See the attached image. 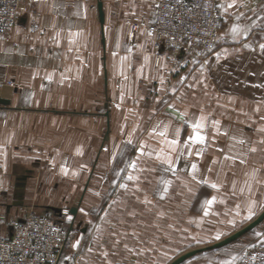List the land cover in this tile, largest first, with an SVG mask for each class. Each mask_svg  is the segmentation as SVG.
I'll use <instances>...</instances> for the list:
<instances>
[{
	"label": "crops",
	"instance_id": "0c3cea01",
	"mask_svg": "<svg viewBox=\"0 0 264 264\" xmlns=\"http://www.w3.org/2000/svg\"><path fill=\"white\" fill-rule=\"evenodd\" d=\"M158 1L27 0L0 35L1 234L52 210L71 217L63 264H151L264 210V0H219L215 50L156 63ZM247 233L264 244V220Z\"/></svg>",
	"mask_w": 264,
	"mask_h": 264
},
{
	"label": "built area",
	"instance_id": "2783aa9c",
	"mask_svg": "<svg viewBox=\"0 0 264 264\" xmlns=\"http://www.w3.org/2000/svg\"><path fill=\"white\" fill-rule=\"evenodd\" d=\"M27 0H0V35L18 22ZM223 15L219 0H159L150 25L156 63L162 48L171 54L211 52L218 43ZM137 24H133L134 34ZM11 82H9L10 84ZM69 232L50 214L31 213L17 220L11 233H0V264H58ZM235 264H264V245L244 248Z\"/></svg>",
	"mask_w": 264,
	"mask_h": 264
},
{
	"label": "rangeland",
	"instance_id": "374dc122",
	"mask_svg": "<svg viewBox=\"0 0 264 264\" xmlns=\"http://www.w3.org/2000/svg\"><path fill=\"white\" fill-rule=\"evenodd\" d=\"M223 23V22H222ZM194 53V51H192ZM9 82H11L10 84H13V81L11 80H7L6 83L9 84ZM133 153V150H128L126 152V155L129 156L130 154ZM145 172L146 173H143V179H146V183H143L142 187H143V190L145 189V186L146 187H150V185H155L156 184V188L155 190H161L162 187H163V178L165 177V175L167 173H169L165 168L163 167H157L155 169V167H146L145 168ZM128 173V172H127ZM126 173V176H125V184L123 183L122 185H125L126 187L128 186V182H129V177H130V174H132V172H129L128 174ZM160 175V176H159ZM150 178L152 180H157V183H154L152 184V182H150ZM124 186V187H125ZM113 189V190H116V189H120L119 188H116V187H110V190ZM35 213V212H33ZM36 214H41V213H36ZM44 214V213H42ZM46 214H50L51 216L55 217L59 222L62 223V225L68 229L69 225H70V215L69 214H64L62 215V217H60L59 215H57L54 211H46ZM29 215V214H28ZM249 220V218H248ZM247 220V221H248ZM246 223V222H245ZM246 225V224H245ZM68 232H69V235H68V238H67V241L65 243V245L63 246L62 248V251H61V257H60V260H59V263L58 264H63L62 261H63V252L67 246V244L69 243V240L71 238V235H70V231L68 229ZM230 231L228 232H224L222 233L220 236L218 235L217 237H212L211 235H205V238L204 237H192L190 235V239L189 240H185L184 242H182V244L180 246H175L173 247V253L168 256L167 260L165 262H162V261H158L157 263H151V264H168L170 263L173 259H175L177 256H179L180 254L188 251V250H191V249H194V248H198V247H203V246H206V245H210L212 243H214L215 241H218L219 239H222V237H224L225 235L229 234ZM175 236H176V233H175ZM226 237V236H225ZM177 239L174 240V243L178 242L176 241ZM252 244H261V245H264L263 243L261 242H255V241H250L249 240V233L245 234L244 236H242L241 238L223 246V247H219V248H214V249H208V250H204V251H201L197 254H195L194 256L192 257H189L187 258L185 261H183L182 263L184 262H187L188 260H193L195 258H201V257H217L219 258V260L221 262H228V261H231L232 260V264H235V262L239 259V256L242 252V250L244 248H246L247 246H250ZM181 263V264H182Z\"/></svg>",
	"mask_w": 264,
	"mask_h": 264
},
{
	"label": "water",
	"instance_id": "95a60500",
	"mask_svg": "<svg viewBox=\"0 0 264 264\" xmlns=\"http://www.w3.org/2000/svg\"><path fill=\"white\" fill-rule=\"evenodd\" d=\"M99 11H100V19H101V22L103 24V22H104V11H103V5H102L101 1H99ZM4 101L5 100L0 98V102H4ZM53 208L56 211H58V212L61 211V208H58V207H53ZM72 211L74 212L75 208L72 209ZM263 220H264V210L256 218H254L252 221H250L249 223H247L246 225H244L240 229L234 231L233 233L227 235L223 239L218 240V241H216V242H214V243H212L210 245H206V246H203V247H198V248H194V249L188 250V251L180 254L179 256H177L175 259H173L168 264H181L187 258L192 257V256H194L195 254H197V253H199L201 251L208 250V249L219 248L221 246L229 244V243L233 242L234 240L238 239L239 237H241L243 234L248 232L250 229L255 227L257 224H259Z\"/></svg>",
	"mask_w": 264,
	"mask_h": 264
},
{
	"label": "snow or ice",
	"instance_id": "6c2138e0",
	"mask_svg": "<svg viewBox=\"0 0 264 264\" xmlns=\"http://www.w3.org/2000/svg\"><path fill=\"white\" fill-rule=\"evenodd\" d=\"M232 6H233L232 4H228L227 5V7H232ZM233 31L235 32V31H237V29L234 28ZM261 47L264 48V45H261ZM193 127L198 130L201 127V125L196 124V125H193ZM161 135H164V133L162 132ZM189 139L190 140H195V141H197L199 143H203L204 140H205V137L203 135H201L199 131H196L195 135L192 136V137H189ZM176 143H177V141H175V140H173V141L170 142L171 145H175ZM168 162L169 163H172V161H170V160ZM132 166L135 167V164H133ZM192 168H193V170H195L196 169V165L193 164L192 165ZM129 179H132V177H129ZM213 187H215V185H213ZM208 203H212V201H209ZM249 212L251 214H254V213H252V209L251 208L249 209ZM77 243H79V242H77Z\"/></svg>",
	"mask_w": 264,
	"mask_h": 264
}]
</instances>
